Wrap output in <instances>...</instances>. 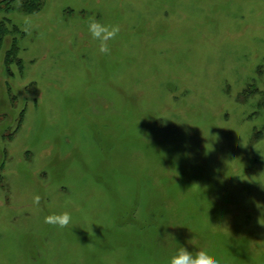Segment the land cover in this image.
Here are the masks:
<instances>
[{
  "label": "rangeland",
  "instance_id": "374dc122",
  "mask_svg": "<svg viewBox=\"0 0 264 264\" xmlns=\"http://www.w3.org/2000/svg\"><path fill=\"white\" fill-rule=\"evenodd\" d=\"M26 1L0 0V264H264V0Z\"/></svg>",
  "mask_w": 264,
  "mask_h": 264
},
{
  "label": "clouds",
  "instance_id": "9594fccd",
  "mask_svg": "<svg viewBox=\"0 0 264 264\" xmlns=\"http://www.w3.org/2000/svg\"><path fill=\"white\" fill-rule=\"evenodd\" d=\"M88 31L92 38L99 42V51L107 54L110 52L108 42L117 36L119 27L108 26L93 19L88 25ZM36 202H39V197L36 198ZM46 222L63 228L71 222V216L65 212L61 215L46 217ZM168 264H219V261L210 256L206 249L194 255L181 247L168 258Z\"/></svg>",
  "mask_w": 264,
  "mask_h": 264
},
{
  "label": "trees",
  "instance_id": "16d2710c",
  "mask_svg": "<svg viewBox=\"0 0 264 264\" xmlns=\"http://www.w3.org/2000/svg\"><path fill=\"white\" fill-rule=\"evenodd\" d=\"M25 6H27L28 9L33 8L35 4H33L32 0H27ZM0 43H1V37H0Z\"/></svg>",
  "mask_w": 264,
  "mask_h": 264
}]
</instances>
